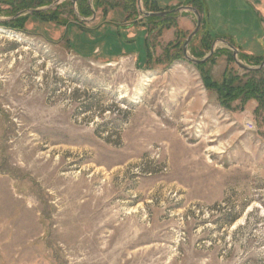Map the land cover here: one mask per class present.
Returning a JSON list of instances; mask_svg holds the SVG:
<instances>
[{
    "label": "rangeland",
    "instance_id": "374dc122",
    "mask_svg": "<svg viewBox=\"0 0 264 264\" xmlns=\"http://www.w3.org/2000/svg\"><path fill=\"white\" fill-rule=\"evenodd\" d=\"M9 1L1 21L24 7ZM124 1L84 18L81 0H29L64 21L0 24V235L20 212L33 264H264V108L220 105ZM206 3L228 31L244 17L256 30L245 0ZM147 35L160 61L146 68ZM213 65L218 82L227 65L245 74L225 53Z\"/></svg>",
    "mask_w": 264,
    "mask_h": 264
},
{
    "label": "trees",
    "instance_id": "16d2710c",
    "mask_svg": "<svg viewBox=\"0 0 264 264\" xmlns=\"http://www.w3.org/2000/svg\"><path fill=\"white\" fill-rule=\"evenodd\" d=\"M86 1L88 0H81L80 5H78V15L82 17L90 16L93 11L91 8V5L88 4ZM85 2V3H84ZM95 6H93L94 10L100 7L101 5H106L109 7H113L116 5L114 0H94ZM143 8L145 11H158V7L155 6L153 0H141ZM190 6L194 7L200 14H202L201 7L198 5V0H190ZM137 0H125L123 3V9L126 11H129L128 16L130 14L137 15ZM24 7L19 8L16 11H13L14 13L11 15H8L9 19L6 21H1L0 24L4 26H10L14 29H21L22 25L27 21V18L31 15H34L38 17L39 19H42L43 21H59L60 18V12L58 9H55L53 11H48L46 16H42V11H32L30 14L25 15H17L20 10H26L29 8H34V6H31L29 3V0H19L17 3L14 0L9 1V7H18L22 6ZM105 6V7H106ZM57 8V7H56ZM106 8H103V14H106ZM175 12L171 13L164 17H158V16H151V17H144V21L149 25V30L157 29V33H160L165 28L174 27L176 25V19H175ZM130 18V17H129ZM128 18V19H129ZM60 21H64L61 20ZM135 21V19L133 20ZM65 22H63L64 24ZM181 30L176 31V39L167 43V45L164 48L163 54L164 56L172 57V58H183L184 53L182 51V41L181 39L186 37L183 34ZM199 37V45L201 46V52L195 51L192 46H190V54L195 58H202L206 53H208L212 48V43L215 38H218L217 35H211L209 31L204 30V19L202 17V23L201 27L198 30V32L194 35V38ZM192 39V40H193ZM231 43V42H230ZM234 45V44H232ZM234 47L237 48L236 45ZM152 45L149 42L148 36L145 39V53H144V60L146 64V68L153 64L154 62H158V57H155L152 53ZM222 50V49H221ZM221 50H214L213 53L208 57V59L204 62H197L193 63L196 68L199 71L200 77L202 78V81L206 88L208 89H216L218 93V99L219 103L222 106L229 107V104L232 100L238 97H252L256 100L257 105L255 110L263 109L264 108V72L262 69H251L247 70L244 69L245 74L242 76H239L237 72L233 70L232 66L227 65L225 68V71L223 73L222 80L220 82L213 80L210 68L215 63V58L219 54L225 53L228 57V62L235 63V59L233 57L232 51L229 49H223ZM238 56L241 59L246 60H254L255 64L252 65H259L261 61L263 60V57L258 56H249L246 54H243L242 52L238 53ZM246 77V79H244Z\"/></svg>",
    "mask_w": 264,
    "mask_h": 264
},
{
    "label": "crops",
    "instance_id": "0c3cea01",
    "mask_svg": "<svg viewBox=\"0 0 264 264\" xmlns=\"http://www.w3.org/2000/svg\"><path fill=\"white\" fill-rule=\"evenodd\" d=\"M153 1H154L155 6L158 7L159 10L172 9L180 5H190V2H189L190 0H183V1L169 0L164 5H159L157 0L156 1L153 0ZM17 2L18 1H16V3ZM245 2H246V6L248 7V9L252 12L253 18L257 21L258 25H257L256 30L250 29L254 26V24L252 21H248L246 17H244L245 20L242 22H239L241 26L238 29V31H234V32L228 31L226 24L222 22V19L220 17L216 19L214 16L210 15V11L208 10L206 0H198V5L201 7V10H202V14H200L201 19L202 17L204 19V30L209 31V33L213 36L217 35L218 38H215L213 41L214 50L224 49L227 47L225 42L218 40V39H223L225 41L231 42L232 44L236 45L238 51L242 52L243 54H246L249 56H255V57L256 56L264 57L263 56L264 55L263 54L264 53V0H245ZM105 6L103 4L97 9H101V11H103V8ZM8 7L9 5L6 6V8ZM106 7L108 8V10L111 8H114V6L113 7L106 6ZM29 9H33V8H29ZM108 10L106 11L108 12ZM122 10L126 14V11L123 8ZM20 11H24V9ZM32 11L20 13L19 16L30 14ZM77 11H78V8H77ZM175 13H176L175 19L177 22V28L181 29L182 31H186L187 33H190L194 29L195 24H196L194 15L190 13L189 10H182L179 13L178 12H175ZM34 17L38 18L36 16ZM29 18L30 17H28L27 20ZM134 24H132L131 26H133ZM137 24H142L143 27H146V28L147 26H149L143 20L139 21ZM117 25L119 26H116V28H120L122 31L126 30L130 26L128 22L120 23ZM97 28L98 27L96 26L93 32L97 31L98 30ZM175 31H176L175 27L165 28L160 32L162 33L160 38L167 39V40H164L167 44L174 39ZM119 32L121 31L119 30ZM132 40L133 39H131L130 41ZM253 42L258 44L259 50H254L256 48H253L252 46ZM194 49L197 51L196 47H194ZM216 66L218 65L212 66V69H211L212 75L214 74V70H215L214 68ZM5 218L9 220L12 219L14 223L13 227L15 225H17L18 227L5 231V232H11V235L6 234V233L0 235V264H33L34 261H31L30 259H25L26 255L30 254V251H29L30 248L27 246L24 249H22V247L19 245L20 240H21V229H20L21 219H22L21 213L12 212L10 213V215H7Z\"/></svg>",
    "mask_w": 264,
    "mask_h": 264
},
{
    "label": "water",
    "instance_id": "95a60500",
    "mask_svg": "<svg viewBox=\"0 0 264 264\" xmlns=\"http://www.w3.org/2000/svg\"><path fill=\"white\" fill-rule=\"evenodd\" d=\"M73 1H76V0H73ZM57 2V0H56ZM138 4H139V7H140V12L142 13L143 16H158V17H164V16H167L171 13H174V12H181L182 10H190L194 13L195 17H196V24H195V27L194 29L187 35L184 43H183V53H184V56L186 59H188L189 61L193 62V63H197V62H204L208 59V57L213 53L214 51V42L212 44V48L211 50L205 55L203 56L202 58H195L193 57L192 55H188V44L190 43V41L192 40V38L194 37V35L198 32V30L200 29L201 27V15L200 13L192 6L190 5H180V6H177L175 8H172V9H167V10H159V11H144L141 9V0H138ZM32 10H39V9H26L24 11H21L19 12L17 15H19L20 13H24V12H28V11H32ZM94 10H93V15H94ZM220 41H223L226 43V46L229 47L232 51H233V57L235 59V63L242 69H247V70H251V69H261L264 67V58L263 60L261 61V63L259 65H249V64H246V63H243L241 62L240 60H238L237 56H238V49L236 47H234V45H232V43L228 42V41H225L223 39H218Z\"/></svg>",
    "mask_w": 264,
    "mask_h": 264
},
{
    "label": "flooded vegetation",
    "instance_id": "af4514ba",
    "mask_svg": "<svg viewBox=\"0 0 264 264\" xmlns=\"http://www.w3.org/2000/svg\"><path fill=\"white\" fill-rule=\"evenodd\" d=\"M141 3H142V2H141ZM137 4H138V0H137ZM137 4H136V7H137ZM138 8H139V13H141V12H140L139 4H138ZM141 8H142V6H141ZM137 11H138V9H137ZM144 11H145V10H144ZM158 11H159V10H158ZM137 16H139L140 21H142V20L144 19V17L146 18V16H143V15L141 16V15H138V14L135 15V18H137ZM148 17H151V16H148ZM135 18H134V19H135ZM134 19H133V20H134ZM143 21H144V20H143ZM201 23H202V19H201ZM148 30H149V28H148ZM154 31L157 32V29H153V30H151V31L149 30V32H150L149 36H150ZM149 36H148V39H149ZM186 37H187V36H186ZM186 37L184 38V41H185ZM192 39H193V38H192ZM184 41H183V43H184ZM191 41H192V40H191ZM191 41H190V43L188 44V48H189V46H190V44H191ZM149 42H150V39H149ZM227 48H229V47H227ZM182 51H183V44H182ZM152 53L154 54L153 50H152ZM206 54H207V53H206ZM206 54H205V55H206ZM232 54H233V51H232ZM205 55H204V56H205ZM184 57H185V56H184Z\"/></svg>",
    "mask_w": 264,
    "mask_h": 264
},
{
    "label": "built area",
    "instance_id": "2783aa9c",
    "mask_svg": "<svg viewBox=\"0 0 264 264\" xmlns=\"http://www.w3.org/2000/svg\"><path fill=\"white\" fill-rule=\"evenodd\" d=\"M245 126L248 129H253L254 128V125H253V122L252 121H246Z\"/></svg>",
    "mask_w": 264,
    "mask_h": 264
},
{
    "label": "bare ground",
    "instance_id": "6f19581e",
    "mask_svg": "<svg viewBox=\"0 0 264 264\" xmlns=\"http://www.w3.org/2000/svg\"><path fill=\"white\" fill-rule=\"evenodd\" d=\"M144 81V80H143Z\"/></svg>",
    "mask_w": 264,
    "mask_h": 264
}]
</instances>
